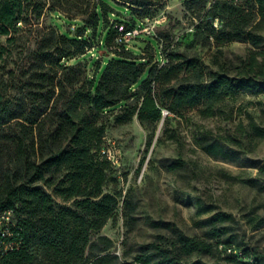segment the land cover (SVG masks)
I'll use <instances>...</instances> for the list:
<instances>
[{"label":"trees","instance_id":"trees-1","mask_svg":"<svg viewBox=\"0 0 264 264\" xmlns=\"http://www.w3.org/2000/svg\"><path fill=\"white\" fill-rule=\"evenodd\" d=\"M154 1L0 0V38L5 39L0 63L6 62L8 47L25 40L21 61L28 64L19 75L24 77L19 96L9 95V86L0 88V214H12L10 235L0 237V264H260L242 248L235 219L225 212L201 223L202 238L166 226L169 237L144 245L131 261H120L111 240L100 234L119 204L127 216L134 211L116 191L117 170L103 153L109 114L126 107V120L116 118V123L136 114L141 125H153L162 118V102L171 112L198 108L202 117H210L228 97L264 94V0H182L197 21V45L238 41L251 47L237 66L215 59L217 69L207 73L196 56L167 46L158 50L153 65V56L133 58L130 50H113L118 27L130 30L143 23L136 12ZM122 9L130 12L128 19L120 16ZM45 14L76 28L54 22L41 29ZM163 38L168 41L169 34ZM107 48L113 55L104 52L100 65L97 55ZM90 49L96 58L81 64ZM130 100L136 106H128ZM250 132L264 140V128L251 124ZM198 145L209 156L239 159L236 150L207 134ZM245 183L264 191V165L257 179ZM211 211L197 202L198 216ZM218 247L222 260L192 259L213 256ZM228 248L236 253L227 254Z\"/></svg>","mask_w":264,"mask_h":264},{"label":"rangeland","instance_id":"rangeland-1","mask_svg":"<svg viewBox=\"0 0 264 264\" xmlns=\"http://www.w3.org/2000/svg\"><path fill=\"white\" fill-rule=\"evenodd\" d=\"M143 13L146 16H141ZM162 13L166 15V21L156 27L152 35L130 42L133 58L143 53L146 59L153 56L152 65L156 64L158 50L167 46L170 51L196 56L207 73L217 69L213 64L215 59L228 66H237L251 49L247 43L238 41L216 47L197 45L193 39L197 21L182 0H157L150 9L136 12V15L143 22H151ZM129 14L122 9L120 16L128 19ZM40 21L41 29L54 22L70 31L76 28L75 23L66 24L53 14H45ZM166 33L169 39L165 42L163 34ZM261 36L264 39V31ZM0 44H5L4 38H0ZM20 44L27 45L25 40L20 43L17 40L8 47L6 62L0 63V88L9 86L11 96H19V89L24 84V77L19 75L28 68V64L21 61L23 47ZM106 51L108 57L113 55L110 48L100 52L97 55L100 65ZM87 53L80 58L81 64L86 65L91 58H96L92 49ZM92 71L89 67L87 73ZM203 81H207V76ZM136 104L128 101V106ZM161 107L168 115L153 125H141L136 114L128 121L116 123V118L126 120V107L115 110L105 120L103 149L119 160L115 165L116 191L134 206L133 213L127 216L124 206L119 204L102 229L100 234L112 242L111 252L120 261H131L144 245L159 237H169L166 226L174 227L188 237L202 238L205 228L201 223L213 213L225 212L235 219L232 226L242 248L264 264V191L245 183L257 179L258 167L264 165V140L254 138L250 132L251 124L264 128V94L241 92L228 97L216 106L210 117H202L198 108L184 107L171 112L165 102ZM206 134L236 150L239 159L230 162L206 154L198 145L201 136ZM175 163L177 167H170ZM198 201L212 211L198 216ZM221 250L218 247L213 256H193L192 259L213 263L224 258Z\"/></svg>","mask_w":264,"mask_h":264},{"label":"built area","instance_id":"built-area-1","mask_svg":"<svg viewBox=\"0 0 264 264\" xmlns=\"http://www.w3.org/2000/svg\"><path fill=\"white\" fill-rule=\"evenodd\" d=\"M166 21V15L161 14L158 17L154 18L151 22L145 21L141 23L138 26H135L134 28L130 30H124L123 26L118 27V32L120 33L119 36L115 40V45L113 47L114 51H121L124 50H130L129 44L132 40L138 39L142 36H149L153 34V31L156 27L159 25H162ZM162 118L166 115H168V112L166 110H161ZM106 155V158L113 164V166L117 165L118 159L115 158L110 154V152L107 150L104 152ZM11 211L7 210L0 214V237L2 236H8L10 235V218H11ZM227 254H235L236 251L232 250L231 248L226 249Z\"/></svg>","mask_w":264,"mask_h":264}]
</instances>
